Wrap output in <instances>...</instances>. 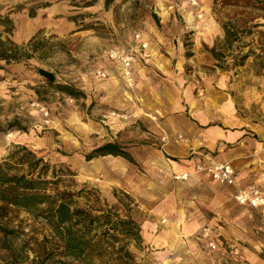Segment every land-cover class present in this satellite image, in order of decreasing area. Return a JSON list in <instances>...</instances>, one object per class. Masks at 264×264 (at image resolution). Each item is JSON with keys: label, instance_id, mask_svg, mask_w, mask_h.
Masks as SVG:
<instances>
[{"label": "rangeland", "instance_id": "1", "mask_svg": "<svg viewBox=\"0 0 264 264\" xmlns=\"http://www.w3.org/2000/svg\"><path fill=\"white\" fill-rule=\"evenodd\" d=\"M89 1L0 0L1 39L19 47H27L35 36L41 41L34 56L9 66L0 63V161L15 145L25 146L51 165L68 167L77 183L70 189L86 185L96 190L121 217L126 211L118 200L123 199L141 225L142 243L127 247L136 264H242L230 255L234 245L264 259V251L249 244L252 238L264 243V233L256 235L254 230L264 209L239 206L230 189L216 195L170 181L161 166L173 159L160 152L163 142L151 132L155 122L145 115V110L152 112L151 104L163 101L166 79H175L181 100L189 94L192 107L196 100L212 105V111L232 125L253 128V139L264 144V67L252 56L242 67L221 70L209 52L224 49L223 23L235 19L242 20L240 29L247 21L264 26V12L234 0H115L107 11L102 0L86 7ZM46 3L52 5L40 8ZM259 31L264 33V27L234 44L233 55L259 54ZM136 34L148 41L154 56L169 58L167 70L160 65L156 73L163 84L141 85L139 93L126 87L118 62L110 58L117 52L135 55ZM168 46L176 53L183 49L184 57L172 58ZM230 60L228 56L229 65ZM39 70L52 73L55 81L40 76ZM97 71L106 73V79L97 77ZM59 85L73 86L83 96L74 99L60 93L53 88ZM107 143L125 149L135 165L113 156L85 161ZM214 200L221 203L212 212L209 202ZM209 223L218 225L226 252L196 258L192 246L179 250V226L191 224L184 233L188 235ZM0 224L12 231L0 233V264H85L57 262L59 243L42 220L13 211ZM195 237L190 238L193 243Z\"/></svg>", "mask_w": 264, "mask_h": 264}, {"label": "trees", "instance_id": "2", "mask_svg": "<svg viewBox=\"0 0 264 264\" xmlns=\"http://www.w3.org/2000/svg\"><path fill=\"white\" fill-rule=\"evenodd\" d=\"M114 1L103 0L104 9L107 11ZM94 2H86L85 6L91 7ZM234 2L264 12V1ZM51 5L46 3L40 8ZM239 22L242 20L229 19L223 23L224 49L217 51L215 47L211 48V56L220 63L217 66L221 70L242 67L252 56L257 59L259 66L264 67V33L261 31L257 33L262 42L259 54L251 51L241 56L233 55L234 44H240L244 36H251L253 30L264 27L247 21L240 29L237 27ZM11 30L12 27H9V32ZM40 43L35 36L30 39L27 47H19L8 38L3 41L0 37V63L9 66L28 59L39 52ZM228 56L231 58L230 65L226 61ZM0 69H3L1 65ZM48 85L53 86L50 83ZM53 88L74 99L83 96L73 86L59 85ZM105 156L121 157L135 165L131 155L116 143H107L94 149L85 156V161ZM75 175L68 167L51 165L27 147L15 145L7 157L0 161V222L13 211L44 221L59 243V263L72 259L85 264H94L95 260L99 264H136L127 247L131 242L137 246L142 243L141 225L130 215L129 205L123 199L118 200L126 211V215L121 217L115 209L102 202L96 190L86 185L70 189L77 186L73 180ZM80 200H83V204ZM0 233L6 236L12 234V231L0 224Z\"/></svg>", "mask_w": 264, "mask_h": 264}, {"label": "crops", "instance_id": "3", "mask_svg": "<svg viewBox=\"0 0 264 264\" xmlns=\"http://www.w3.org/2000/svg\"><path fill=\"white\" fill-rule=\"evenodd\" d=\"M101 5H103V0ZM134 42L136 49L134 51L133 74L137 79L136 92L139 93L141 85L147 88L163 84L162 81L157 80L156 73L157 70H161L160 65H165L164 69L167 70L166 64L169 58L161 55L154 56L155 54L150 50L149 43L145 38H142V42L147 44L145 50L140 49L139 42ZM167 50L168 53L172 54L170 55L172 58L184 57L183 49H179L176 53L168 46ZM166 80L170 84L166 83L169 88L166 86V91L163 92V101H156V103L151 104L152 112L145 110L148 113L145 115L151 116L156 125V127L151 129L152 134L159 137L161 141L163 138L167 140L166 142L162 141L160 152L173 159L172 161L169 160V163L163 164L161 170L166 171L169 175L189 173L190 178L188 181L178 182L188 183L192 187L207 188L216 195H219V193L225 194L230 189L232 197H234L238 190H246L250 186H256L264 193V144L253 139L251 131L254 129L242 124L239 126L232 125L229 123L231 122L229 118H226L220 112H213L212 105L208 108L207 105L198 100H196L195 106L192 107L189 104L190 100L187 98L189 94L185 100H181L179 97V82L175 81V79ZM182 82H184V79H182ZM185 86L183 88H186ZM172 88H175V91H172ZM138 100L141 101L139 98ZM223 101L226 103L227 99L223 97ZM214 103L218 106L217 100ZM220 107L222 108L221 105ZM223 108L227 113L229 112L227 105H224ZM222 111L223 109H221ZM199 163L208 165L229 163L235 172L236 185L223 187L204 174H195L193 169ZM168 179L172 181L170 177ZM218 203H221V201L214 200L212 203L209 202V204H212L209 205L212 212L215 211L212 207L218 206ZM262 213L260 221L254 226L256 235L260 232L264 233V212ZM205 226L212 227L218 235L220 243L218 251H210L205 243L198 240L197 237H195L196 242L194 243L190 240L193 234L197 236L199 231ZM217 226L214 223L204 224L197 233L188 235L184 233L190 231L193 228L192 225L179 226V229H177L179 231L177 232L179 250L181 246L184 250L187 248L186 246H192V248H188L192 249L196 258H204L214 253L226 252L221 234L217 233ZM249 244L260 252L264 251V243L256 238H252ZM232 248L238 249L242 264H264V259L255 251L252 252L244 246L237 247L234 245ZM230 255L232 256L231 253ZM234 261L237 260L234 259Z\"/></svg>", "mask_w": 264, "mask_h": 264}, {"label": "built area", "instance_id": "4", "mask_svg": "<svg viewBox=\"0 0 264 264\" xmlns=\"http://www.w3.org/2000/svg\"><path fill=\"white\" fill-rule=\"evenodd\" d=\"M192 5L196 6V3L193 1ZM134 41L139 42V47L141 50H145L147 48V44L142 42V36L140 34L135 35ZM110 58L118 62L120 66L121 77L126 87L132 92L136 91L137 79L133 74V65L135 63V57L133 53L117 52L110 55ZM97 77L100 79H106L107 74L103 71H97ZM162 141H166V138H163ZM193 170L195 174H204L213 182L223 187H232L236 185L235 172L229 163L215 165L199 163L194 167ZM167 176L175 182L188 181L190 178V174L186 172L180 175L167 174ZM234 200L239 206H248L254 210L264 209V193L256 186H250L246 190H238L234 195ZM197 239L203 241L206 247L212 252L218 251L220 249V243L218 241L219 237L210 226L203 227L197 235ZM230 253L234 259L241 262L238 249H233Z\"/></svg>", "mask_w": 264, "mask_h": 264}, {"label": "water", "instance_id": "5", "mask_svg": "<svg viewBox=\"0 0 264 264\" xmlns=\"http://www.w3.org/2000/svg\"><path fill=\"white\" fill-rule=\"evenodd\" d=\"M39 75L47 79L49 82L53 83L55 81V76L52 73L39 70Z\"/></svg>", "mask_w": 264, "mask_h": 264}]
</instances>
